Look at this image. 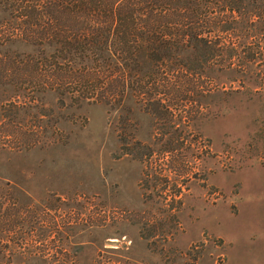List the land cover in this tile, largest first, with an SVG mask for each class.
<instances>
[{
    "label": "rangeland",
    "instance_id": "1",
    "mask_svg": "<svg viewBox=\"0 0 264 264\" xmlns=\"http://www.w3.org/2000/svg\"><path fill=\"white\" fill-rule=\"evenodd\" d=\"M230 48L167 112L134 95L76 105L0 70V178L28 218L11 235L29 240L25 264H165L161 249L193 264L191 248L194 264H264V93L248 84L264 61ZM40 50L0 34V59Z\"/></svg>",
    "mask_w": 264,
    "mask_h": 264
},
{
    "label": "trees",
    "instance_id": "2",
    "mask_svg": "<svg viewBox=\"0 0 264 264\" xmlns=\"http://www.w3.org/2000/svg\"><path fill=\"white\" fill-rule=\"evenodd\" d=\"M0 11L8 16L1 36L48 50L25 61L0 59L5 79L24 76L76 105L122 107L134 95L144 107L167 112L170 98L197 89L205 69L227 68L220 54L225 48H240L246 63L264 61L261 0H0ZM248 79L264 93L263 77ZM12 188L0 178V264H25L37 258L24 232L11 236L25 230L28 219ZM20 203L25 207L27 200ZM193 251L186 255L194 264ZM159 252L165 264H176ZM93 264L115 263L99 258Z\"/></svg>",
    "mask_w": 264,
    "mask_h": 264
}]
</instances>
